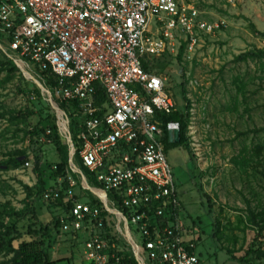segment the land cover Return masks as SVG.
Returning <instances> with one entry per match:
<instances>
[{
	"label": "built area",
	"instance_id": "1",
	"mask_svg": "<svg viewBox=\"0 0 264 264\" xmlns=\"http://www.w3.org/2000/svg\"><path fill=\"white\" fill-rule=\"evenodd\" d=\"M212 30L185 0H0V44L35 73L56 76L55 97L75 106L81 159L102 186L96 194L120 198L128 218L109 199L104 206L122 214L117 231L125 239L128 227L146 264H206L186 226L157 117L178 105L167 77L144 65L173 54L175 36L183 33L193 51L196 32ZM68 195L73 201L74 192ZM69 215L64 232L87 234L88 264L117 259L116 244L99 232L100 209L74 202Z\"/></svg>",
	"mask_w": 264,
	"mask_h": 264
},
{
	"label": "rangeland",
	"instance_id": "2",
	"mask_svg": "<svg viewBox=\"0 0 264 264\" xmlns=\"http://www.w3.org/2000/svg\"><path fill=\"white\" fill-rule=\"evenodd\" d=\"M185 4L198 12L199 22L212 26L213 30L196 32L199 41L193 51L185 49L182 62H178V57L186 36L183 33L175 36L170 45L173 54L167 52L155 64L159 65L157 74L167 77V88L177 99L179 111L186 112L185 99L192 104L191 157L173 146L166 153L178 186L184 220L195 237L201 238L198 254L206 264H264V257L258 254L260 246L264 249V238L259 237V226L251 223L252 214L259 216L256 219L259 225L264 217V60L236 61L243 53L264 51V37L260 35L264 33V0H185ZM2 47L4 56L18 62ZM22 64L21 73L24 71L30 77L25 75V79L41 91L37 83L45 87L44 82ZM6 77L7 73H2L0 82ZM19 85L18 75L0 88L3 111L25 108ZM44 98L70 146L64 132L69 122L65 125L63 118L58 117L51 101L57 102L54 96ZM16 133L15 126L0 120V161L10 153L19 155L22 150L30 157L29 167L0 172V204L20 211L25 206L24 185L34 187L37 183L34 160L38 155L23 133L15 136ZM258 148L261 150L257 152ZM43 156L44 161H58L53 146L45 147ZM243 157L248 159L242 160ZM44 209L42 213L46 214ZM79 234V239L72 235L62 237L53 248L55 264H88L83 247L88 236ZM250 249L254 252L248 254ZM4 262L7 259L0 254V264Z\"/></svg>",
	"mask_w": 264,
	"mask_h": 264
},
{
	"label": "trees",
	"instance_id": "3",
	"mask_svg": "<svg viewBox=\"0 0 264 264\" xmlns=\"http://www.w3.org/2000/svg\"><path fill=\"white\" fill-rule=\"evenodd\" d=\"M260 35L264 37V33H260ZM2 37L0 35L1 43L3 42ZM186 48L187 44L184 43L180 50L178 62H182ZM0 54L2 55H0V75L7 73L6 79L2 83L0 82V88H5V84L12 82L19 75V93L25 97L26 101L25 108L20 111L6 109L3 111L0 108V120H6L10 122L11 126L16 127L17 133L15 136L23 133L24 139L30 141L31 147L37 151L38 155L34 160V172L37 183L34 187L24 185L26 192L24 208L17 211L12 208L9 209L5 204H0V209H3L0 213V254L7 259V262L3 264H55L56 262L52 260V250L63 240L62 237L72 235L78 239L80 238L78 233L64 232V226L69 220V214H71L74 202L86 203L93 210L100 209L101 217L99 219L102 220L103 227L99 232L110 244H116V249L112 250V252L116 254L117 259L112 260L110 264H139L132 247L117 231L116 216L105 208L98 194L83 187L81 176L73 172L70 165V146L66 144L61 135L57 117L52 112V108L45 100L42 92L32 82L25 79L13 60L4 56L2 51H0ZM165 55L166 53L153 63H145L146 71L157 73L159 65L155 66V64L160 63ZM250 60H264V51L254 50L253 52H246L236 59L238 63H246ZM36 74L44 82L47 90L55 97L56 76L50 71H38ZM55 99L69 122L70 133L76 150L75 164L81 169L92 188L102 189L95 175L84 166L80 156L82 143L79 140L77 119L74 116V104L58 100L56 97ZM174 99L178 105L177 99L175 97ZM185 100L187 102L185 113L180 112L177 108L171 115L157 113V117L163 124L162 143L165 152L167 153L168 149L173 146L182 149L191 157L190 126L192 104L188 99ZM104 102H106L104 94H100L99 103L103 104ZM169 123L179 124L180 142L178 144H172L169 140L167 128ZM47 146L55 148L58 156L57 162L44 161V148ZM260 150L261 148H258L257 152ZM247 159V157L242 158V160ZM29 162L30 157L25 150L19 152V155L10 153L5 160L0 161V172L20 170ZM72 181L75 183L74 188L71 187ZM69 191L74 192L73 201L69 199ZM49 194L50 197L47 198ZM55 194H58L57 198L54 197ZM108 199L128 218V211L122 206L116 193L109 192ZM43 209L46 214L42 213ZM252 216L253 220L251 223H254L257 227L259 226V237L264 238V217L260 218L261 225H259L256 220L259 219V216L255 214H252ZM95 222L97 223L96 220ZM21 224L24 226L21 227ZM200 239L195 237L194 242L197 247L200 246ZM83 243L85 245L86 241ZM253 252V249H250L248 254ZM258 254L264 257L263 246H260Z\"/></svg>",
	"mask_w": 264,
	"mask_h": 264
},
{
	"label": "water",
	"instance_id": "4",
	"mask_svg": "<svg viewBox=\"0 0 264 264\" xmlns=\"http://www.w3.org/2000/svg\"><path fill=\"white\" fill-rule=\"evenodd\" d=\"M0 48L3 50V47L2 45L0 44ZM5 52V50H4ZM7 53V52H6ZM15 64L19 67L20 71L22 69L21 65H20V62H15ZM23 70V69H22ZM23 75L25 76V72L23 71ZM26 77L28 78L29 76L26 75ZM25 77V78H26ZM30 79V77H29ZM39 84L40 86V89H41V92H42V95L44 97L46 96H51L52 94L49 92V90H47L44 86H42L41 83H37ZM52 103H53V107L56 109L57 111V114H58V117L60 119L63 118V120L65 121V125L68 124L66 121V118H65V115L64 113L62 112V110L60 109V106L57 102H54L52 99H51ZM59 127L61 128L60 124H59ZM67 135H68V139H69V144H70V149H71V156H70V165H71V168L73 169V171L76 173V174H79L82 178V184H83V187L86 189V190H89V191H92L94 193H96V189L94 188H91L88 181H87V178L85 177V175L76 168L75 166V163H74V157H75V154H76V150H75V146H74V143L71 139V133H70V129L68 127H66V131H64ZM169 140L172 144H178L180 142V131L179 130H175V131H170L169 132ZM105 197H101L102 198V201L104 203V205H107L108 206V197L106 194H104ZM111 212L113 214H115V216H118V217H122V214L117 211V210H111ZM123 234H124V237L125 239L127 240V242L129 243V245L132 247V250H133V253L136 257V260L139 262V264H146L143 259L141 258L140 256V253H139V248L138 246L135 244V242L133 241V239L131 238L130 236V232H129V229L128 227L125 225V228L123 230Z\"/></svg>",
	"mask_w": 264,
	"mask_h": 264
},
{
	"label": "bare ground",
	"instance_id": "5",
	"mask_svg": "<svg viewBox=\"0 0 264 264\" xmlns=\"http://www.w3.org/2000/svg\"><path fill=\"white\" fill-rule=\"evenodd\" d=\"M22 65H23V64H22ZM98 194H99V195H101V194H102V195H104V194H103V193H101V192H98Z\"/></svg>",
	"mask_w": 264,
	"mask_h": 264
},
{
	"label": "crops",
	"instance_id": "6",
	"mask_svg": "<svg viewBox=\"0 0 264 264\" xmlns=\"http://www.w3.org/2000/svg\"><path fill=\"white\" fill-rule=\"evenodd\" d=\"M100 196H101V197H105V196H104V195H102V194H101Z\"/></svg>",
	"mask_w": 264,
	"mask_h": 264
}]
</instances>
